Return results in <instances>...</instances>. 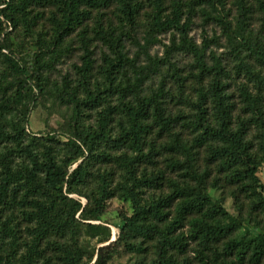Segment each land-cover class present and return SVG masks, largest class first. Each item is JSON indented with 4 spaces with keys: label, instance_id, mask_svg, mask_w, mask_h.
I'll use <instances>...</instances> for the list:
<instances>
[{
    "label": "trees",
    "instance_id": "16d2710c",
    "mask_svg": "<svg viewBox=\"0 0 264 264\" xmlns=\"http://www.w3.org/2000/svg\"><path fill=\"white\" fill-rule=\"evenodd\" d=\"M146 2L151 9L147 13L152 26L149 36L168 30L175 33L171 44L165 45L164 58L149 56L146 64L138 66V56L130 57L121 36L109 26L110 19L106 28L100 9L114 7L119 23L124 28L133 27ZM255 2L264 12V0ZM202 3L225 6V0H172L167 12L166 0H0V51L8 48L2 36L8 30L2 26V19L16 25L28 16L30 5L44 4L53 7L49 20L57 44L91 18L94 9L98 10L94 31L110 50L102 56L100 81L94 72L93 51L82 32L83 56L77 67V83L64 98L72 105L75 131L66 142L48 136L41 148L25 124L29 104L36 100L35 89L44 90L46 82L39 71L23 65L12 52L4 54L12 73L20 79L15 89L0 94V264H84L92 256L80 244L78 218L99 219L106 200L115 192L129 199L133 208L124 219L118 240L139 251L144 247L137 246L133 239L156 241L155 257L150 261L142 257L132 264H192L188 257L176 256L186 254L190 241L196 244L199 264H264V233L238 236L237 220L207 192L209 184L217 185L212 183L216 177L210 179V165H215L228 183L245 194L253 208L264 210V183L259 175L264 169V44L247 36L249 0L237 1L235 23L221 12L214 17L228 41L242 44L240 47L244 46L255 61L241 57L235 66L236 75H244L254 86H238L242 113L235 115V104L227 92L231 72L219 55L208 52L207 39L200 45L189 33L196 6ZM179 52L193 57L200 79L196 96L189 101L192 111L187 117L168 112L165 80L156 89L147 83L161 72V64L176 71L171 57ZM170 75L182 86L178 73ZM64 84L66 87L68 83ZM110 93L118 95L117 106L109 102ZM96 107H102L97 127L81 128L78 121L85 110ZM2 117L9 118L7 123ZM181 118L184 123L180 126L189 130L190 138L176 128ZM252 130L256 131L255 141L249 137ZM153 132L156 137L160 133L165 136L160 144L162 150H167L163 162L170 175L165 170L147 168V164L157 163L155 156L159 154ZM100 143L123 150L116 158L121 167L117 181L108 170L94 174L89 171L90 153L91 158L110 160L108 153L94 151ZM201 150L203 169L199 165ZM80 159L71 170L69 166ZM143 164L146 166L142 168ZM91 175L95 177V189L89 192L85 186ZM164 185L167 192L147 194L149 189ZM69 194L83 196L87 203ZM2 216L6 217L3 221ZM17 217L26 224L24 236L15 222ZM19 234L24 238L22 247L18 245Z\"/></svg>",
    "mask_w": 264,
    "mask_h": 264
},
{
    "label": "rangeland",
    "instance_id": "374dc122",
    "mask_svg": "<svg viewBox=\"0 0 264 264\" xmlns=\"http://www.w3.org/2000/svg\"><path fill=\"white\" fill-rule=\"evenodd\" d=\"M171 1L166 0L167 12L171 10ZM237 1L225 0L224 7H214L203 3L197 5L193 24L189 31L190 36L200 45L207 39V43H209L208 52L213 51L219 55L227 70L231 72L232 77L228 79L227 92L231 95V103L235 104V115L242 113L238 86L241 83H246L250 88L254 89L253 83L248 82L244 75H236L235 66L241 57L247 58L252 63H255V61L248 54V50L244 46L240 47L242 44H231L228 41L222 29L214 20V17L221 12L235 23ZM249 2L250 5L248 7L250 11L247 36L253 41L264 44V12L259 9L255 0H249ZM145 5L146 7L138 18L137 23L133 27L126 26L125 28L114 16V7L100 9L104 25L107 28L108 20L112 21V25L109 24V26L121 36L122 43L128 50L130 57L138 56V66L146 64L149 61V56L159 60L164 58L165 45L171 44L175 33L173 30H168L153 32L149 36L152 26L147 13L151 9L147 2ZM52 10L53 7L49 4L30 5L28 16L19 19L16 25L1 18L3 21L2 26L8 30L6 34H2L7 39L8 48L0 51V79H2L0 80V94L6 93L8 89L10 91L13 88L15 89L18 85V79H20L19 76L17 77L16 74L12 73V70L6 63L4 59L5 53L12 52L14 57L19 59L23 65L32 68L34 71H39L46 82L44 90L35 89L36 100L35 103L31 102L29 104L30 111L25 124L28 133L38 139L36 146L40 148L46 142L43 139H47L48 136H53L56 140L66 142L72 138L71 134L75 131L76 123L73 119L72 105L65 102L64 98L67 99V91H72L77 83V67L82 64L83 56L82 32L85 31L86 39H88L90 48L93 51L95 60L94 72L100 81L102 80L100 73V65L103 63L102 56L104 53L110 52L109 47L99 39V36L94 31L98 10L94 9L93 16L78 26L60 44L55 43L53 26L49 20ZM176 38H178L177 33ZM147 39H149L148 44ZM171 58L177 70H169L168 64H161V72L154 74L147 83L150 88L156 89L159 83L165 80L167 91L164 100L168 107V112L177 117H187L190 111H192L189 101L196 96V88L200 83V79L196 75L197 71L193 67V57L190 54L182 52L174 53ZM257 67L259 68V66ZM262 71L264 72V68ZM174 72L182 77V86L170 75V73L173 75ZM64 82L68 83V86L66 85L65 87ZM204 82L205 84L208 83V78H205ZM147 90L149 89L147 88ZM108 98L112 105L117 106L118 95L116 93H110ZM101 108L86 109L84 115L78 121V125L81 128L88 126L96 128L98 112ZM8 120L9 118L2 117L4 124ZM116 121L113 122L114 125ZM182 123H184L183 118L177 123V130L184 131L183 136L190 138L189 130H185L180 126ZM114 127L116 130L118 126L115 125ZM255 135L256 131L252 130L249 137L255 141ZM152 136L156 139V149H158L159 154L155 156L157 163L147 164V168L149 171L154 172L159 169L165 170L170 175L169 168L163 162L164 155H168L167 150H162V145L160 144L164 141L165 136L160 133L159 137H156V132H153ZM94 151L108 153L110 160L91 158L90 153L88 160L89 171L94 174L98 171L108 170L112 172L115 181H117L121 175V167L116 162V158L123 150H117L109 144L100 143L94 147ZM200 154L202 156L199 157V165L203 169L205 165L203 150H201ZM81 160L72 163L69 168L72 170ZM145 166L143 164L142 168ZM142 168L140 167V170ZM210 170V179L216 177L212 183H216L217 185L212 186L213 184H209L207 192L214 202L220 203L237 220L239 227L235 233L238 236L247 233L251 235L264 233V210L262 208H253L245 194L235 185L228 183L226 176L220 173L215 165H210ZM259 175L262 183H264L263 168L259 171ZM85 189L89 192L95 189L94 175H91ZM168 190L167 185H164L160 189H149L147 194L156 196ZM69 197L80 199L84 205L87 203L86 198L83 196L69 194ZM132 210L131 201L121 196L120 192H115L113 196L106 200L103 214L99 219L81 220L78 218L80 212L76 214L81 228L80 244L86 253L92 256L84 264H132L142 257H145L147 261L155 257V240L144 238L133 239L132 241L137 246L144 247L142 251H139L138 248L131 250L124 245L123 239L118 240L124 225V219L126 216L131 215ZM16 215L18 216V212H16ZM5 218V216H2L1 221L5 220ZM15 222L19 223V227H22L20 234L24 236L23 227L26 224L19 217L15 218ZM20 234L18 245L22 247L21 243L24 238ZM194 248H196V244L190 241L186 254L177 253L176 256L179 259H183L186 256L192 264H199V259L195 256ZM217 252H220V246H218Z\"/></svg>",
    "mask_w": 264,
    "mask_h": 264
}]
</instances>
